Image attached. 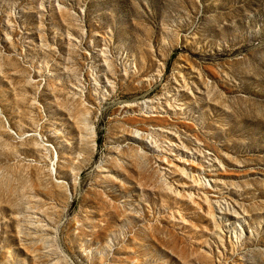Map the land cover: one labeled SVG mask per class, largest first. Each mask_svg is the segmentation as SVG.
<instances>
[{
  "label": "rangeland",
  "instance_id": "obj_1",
  "mask_svg": "<svg viewBox=\"0 0 264 264\" xmlns=\"http://www.w3.org/2000/svg\"><path fill=\"white\" fill-rule=\"evenodd\" d=\"M0 264H264V0H0Z\"/></svg>",
  "mask_w": 264,
  "mask_h": 264
}]
</instances>
